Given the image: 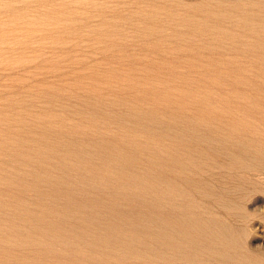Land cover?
<instances>
[{"label":"rangeland","instance_id":"obj_1","mask_svg":"<svg viewBox=\"0 0 264 264\" xmlns=\"http://www.w3.org/2000/svg\"><path fill=\"white\" fill-rule=\"evenodd\" d=\"M0 264H264V0H0Z\"/></svg>","mask_w":264,"mask_h":264},{"label":"bare ground","instance_id":"obj_2","mask_svg":"<svg viewBox=\"0 0 264 264\" xmlns=\"http://www.w3.org/2000/svg\"><path fill=\"white\" fill-rule=\"evenodd\" d=\"M195 10V9H194ZM160 63V62H159ZM158 63V64H159ZM145 117V116H144ZM242 142V141H241ZM123 162V161H122ZM78 163V162H77ZM133 166V165H132ZM140 169V168H139ZM65 213V212H64ZM162 214V213H161ZM181 220V219H180ZM189 222V221H188ZM112 226V225H111ZM102 228V227H101ZM179 229V228H178ZM182 232H184L183 230H182ZM233 234V233H232ZM235 235V234H234ZM233 236V235H232Z\"/></svg>","mask_w":264,"mask_h":264}]
</instances>
